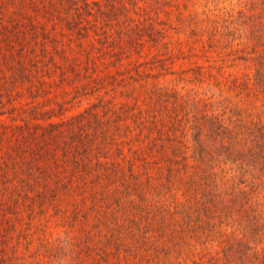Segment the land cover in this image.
<instances>
[{
    "label": "trees",
    "instance_id": "1",
    "mask_svg": "<svg viewBox=\"0 0 264 264\" xmlns=\"http://www.w3.org/2000/svg\"><path fill=\"white\" fill-rule=\"evenodd\" d=\"M0 13V264H264V0Z\"/></svg>",
    "mask_w": 264,
    "mask_h": 264
},
{
    "label": "rangeland",
    "instance_id": "2",
    "mask_svg": "<svg viewBox=\"0 0 264 264\" xmlns=\"http://www.w3.org/2000/svg\"><path fill=\"white\" fill-rule=\"evenodd\" d=\"M236 1V0H235ZM190 2H191V4L193 5V4H196V3H198V7L201 9V10H203L204 9V5L206 4V2H207V0H190ZM223 5H226V3L224 4V3H221V4H219L218 6H223ZM211 7H214V5L212 6V4H211ZM224 7V6H223ZM5 16V15H4ZM4 16L3 15H1V13H0V17H3L4 18ZM2 20L0 19V22H1ZM0 26H1V23H0ZM2 51H0V58L2 57ZM52 104H54L55 105V103H53L52 102Z\"/></svg>",
    "mask_w": 264,
    "mask_h": 264
}]
</instances>
